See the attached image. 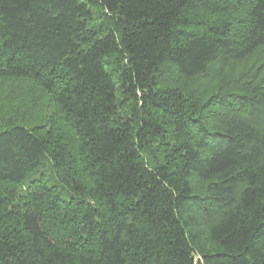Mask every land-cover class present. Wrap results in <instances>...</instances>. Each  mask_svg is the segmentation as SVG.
<instances>
[{"label": "trees", "instance_id": "obj_1", "mask_svg": "<svg viewBox=\"0 0 264 264\" xmlns=\"http://www.w3.org/2000/svg\"><path fill=\"white\" fill-rule=\"evenodd\" d=\"M0 78V264H264V0H0Z\"/></svg>", "mask_w": 264, "mask_h": 264}, {"label": "rangeland", "instance_id": "obj_2", "mask_svg": "<svg viewBox=\"0 0 264 264\" xmlns=\"http://www.w3.org/2000/svg\"><path fill=\"white\" fill-rule=\"evenodd\" d=\"M261 60L260 52L252 58L246 59L228 67L231 73L249 68L254 62ZM26 78L3 79L0 78V129L8 122L19 121L29 125L50 124L58 116V110L48 93L29 85ZM44 173L52 175L49 166H45ZM196 183L197 180L195 179ZM201 188L202 183H197Z\"/></svg>", "mask_w": 264, "mask_h": 264}]
</instances>
